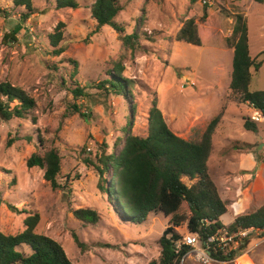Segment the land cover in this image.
Here are the masks:
<instances>
[{"label": "rangeland", "instance_id": "obj_1", "mask_svg": "<svg viewBox=\"0 0 264 264\" xmlns=\"http://www.w3.org/2000/svg\"><path fill=\"white\" fill-rule=\"evenodd\" d=\"M14 1L0 0V83L8 81L22 87L36 100L37 107L26 119L0 120L1 231L19 234L24 231V220L39 213L36 233L60 243L74 264L158 261L162 251L159 241L168 220L162 214H152L143 224L125 225L108 201L109 186L105 182L111 175L100 177L96 168L86 164L90 159L97 165L96 157L101 154H117L122 147L120 140L128 132L146 137L153 101L169 129L188 140L201 139L212 120L219 117L209 173L220 196L230 206L242 201L248 209L241 215L264 207V167L245 173L236 159L240 152L250 150L264 164V120L257 122L256 132L247 131L244 118H251L254 112L250 106L234 103L227 89L232 74L233 53L229 49L234 45L235 16L242 15L248 23L251 57L262 63L259 71L253 72L250 90H264V3L119 0L122 11L115 22L125 28L126 34L140 28L138 46L130 50L125 49L120 34L111 26L95 32L97 22L91 9L96 0H76L78 9L64 10H57L52 0H31L35 11L26 20V6H15ZM189 7L201 17L208 15L199 25L210 33L204 47L177 40ZM59 23L66 25L60 43L65 51L55 55L49 36ZM18 27L17 41L4 43V36ZM117 64L122 67L121 77L130 81L127 98L117 95L109 84L102 87ZM73 74L86 96L74 97L72 91L78 86ZM78 104L84 116L75 111ZM132 104L135 112L130 110ZM192 106L197 107L196 112ZM190 114L195 124L191 131ZM129 121L133 123L130 131ZM9 140H13L11 146ZM50 148L58 150L62 158L57 179L67 186L65 189L53 190L44 180L42 169L27 167L33 153ZM257 172L254 179L252 174ZM80 208L97 211L100 221L85 224L77 220L73 212ZM236 212V208L230 209L222 216V223H234ZM176 232L183 236L189 231L183 224ZM74 235L81 245L75 243ZM238 259L221 264H264V245L251 252V258L244 256L240 263Z\"/></svg>", "mask_w": 264, "mask_h": 264}, {"label": "trees", "instance_id": "obj_2", "mask_svg": "<svg viewBox=\"0 0 264 264\" xmlns=\"http://www.w3.org/2000/svg\"><path fill=\"white\" fill-rule=\"evenodd\" d=\"M51 1V0H50ZM57 10L78 9L76 0H52ZM195 3V0H191ZM263 4L264 0H254ZM31 0H15V6L24 5L26 20L34 11ZM122 11L119 0H96L91 14L97 22L96 33L104 26H111L120 34L125 49L135 50L138 46L139 29L132 34H126L125 28L115 22ZM208 15L199 16L193 7H189L183 21V26L177 34V40L187 44L204 47L210 40L206 28L199 29L200 21L206 22ZM141 26V24H139ZM139 26V27H140ZM64 23H59L55 32L49 36L55 55L65 50L60 46L63 40ZM21 30L6 34L3 42L17 41ZM247 19L242 15L235 16L234 55L232 74L229 85L231 98L238 105H248L264 117V90L251 92L253 72L259 71L262 63L251 57L249 49ZM74 64H76L74 62ZM122 67L117 64L110 79L102 83L110 85L111 90L119 96L127 98V88L130 81L121 77ZM74 75L72 79L74 81ZM76 89L72 92L76 99L86 96L76 81ZM133 98L131 101L133 103ZM36 100L22 87L8 81L0 83V120L26 119L36 109ZM75 111L81 114V106L75 105ZM130 110L135 112L132 104ZM84 116V114H81ZM36 123L37 119L32 118ZM220 118L216 117L207 127L201 139L186 140L173 133L166 124L156 101H153L148 117V134L139 137L128 132L125 139L120 140L122 147L117 154H101L97 165L90 159L86 164L96 168L100 177L111 175L108 184V201L115 215L125 225H140L152 214L164 215L168 220L167 228L160 238L161 256L158 261L150 264H179L188 247L175 250V243L182 237L176 232L177 227L187 225L190 233L197 234L200 241L207 243L212 256L218 262L233 263L236 252L224 253L216 249V245L208 244V239L224 227L222 216L228 213L230 204L225 202L218 187L209 173V160L213 151V135ZM257 122L250 117L244 118V128L256 132ZM133 123L129 121L130 131ZM13 140H9L11 146ZM250 144H245V147ZM44 141L40 139V147ZM27 167H38L44 171V180L53 190L65 189L67 186L58 181L61 173L62 158L58 150L45 149L43 153H33L26 162ZM184 179L191 182L188 185ZM74 217L85 224H97L100 214L91 208H80L73 212ZM40 214H30L24 220V231L16 234H5L0 229V264H74L67 256L63 246L54 239L36 233L40 223ZM254 227L264 230V207L252 214L238 216L229 228L247 229ZM75 243L80 244L74 235ZM243 249V248H242Z\"/></svg>", "mask_w": 264, "mask_h": 264}, {"label": "built area", "instance_id": "obj_3", "mask_svg": "<svg viewBox=\"0 0 264 264\" xmlns=\"http://www.w3.org/2000/svg\"><path fill=\"white\" fill-rule=\"evenodd\" d=\"M202 3L211 5L212 1L203 0ZM251 120L259 123L263 121L264 118L260 112L255 110L254 114L251 116ZM181 237L182 238L175 243V250L180 251L183 246L188 247V249L180 259L179 264H221V262H218L212 256L207 243L201 242L197 234L187 232ZM209 243L216 245V249L221 252H236L237 257L235 260L244 256H250L251 258V252L259 246L264 245V230L254 227L232 230L229 226H224L208 239V244Z\"/></svg>", "mask_w": 264, "mask_h": 264}, {"label": "crops", "instance_id": "obj_4", "mask_svg": "<svg viewBox=\"0 0 264 264\" xmlns=\"http://www.w3.org/2000/svg\"><path fill=\"white\" fill-rule=\"evenodd\" d=\"M229 51H231V53H233V55H234V45H233V47L231 49H229ZM220 69L222 71V68L221 67H220ZM221 76H223V74L222 75H219V77H221ZM230 81H231V77H230V79H228L227 89H229ZM244 106L249 107L248 105H244ZM196 108L197 107H193L192 106V110L195 111V112H196ZM249 109L250 110H253V112L255 111V109H253L252 107H249ZM191 117L192 116L190 114L189 117H188V121L190 122V126H189V129L190 130L189 131H191L192 128L194 127V125H195L192 122ZM202 135H203V133H202ZM213 137H214V139H213V145H214L215 139H216V134H214ZM183 139H185V138H183ZM186 140H188V139H186ZM236 159L238 160L237 162L239 164L240 170L243 171V172H245V173L250 172V171L255 172V170L257 169V167L260 168V169H262V167H264V164L262 162L257 161V158H255V155L250 150H244V151L240 152V154H238V157H236ZM219 163L222 164L223 163V160L220 159V162ZM209 164H210V162H209ZM210 168H211V166H209V170H210ZM257 174H258V172L257 173H253L252 174V177L255 179L258 176ZM252 206H253V204H252ZM233 208H236L237 209V212L235 214V219L238 216H240L245 210L248 209L246 206H244V204H243L242 201L241 202L240 201H237L235 203L232 202L231 206L229 207V211H230V209H233ZM224 225H226V224H224Z\"/></svg>", "mask_w": 264, "mask_h": 264}, {"label": "bare ground", "instance_id": "obj_5", "mask_svg": "<svg viewBox=\"0 0 264 264\" xmlns=\"http://www.w3.org/2000/svg\"><path fill=\"white\" fill-rule=\"evenodd\" d=\"M242 258H243V257H242ZM242 258L238 259V261H237V262H238V263H240Z\"/></svg>", "mask_w": 264, "mask_h": 264}, {"label": "clouds", "instance_id": "obj_6", "mask_svg": "<svg viewBox=\"0 0 264 264\" xmlns=\"http://www.w3.org/2000/svg\"><path fill=\"white\" fill-rule=\"evenodd\" d=\"M264 118V117H263ZM224 226H227V225H224Z\"/></svg>", "mask_w": 264, "mask_h": 264}]
</instances>
